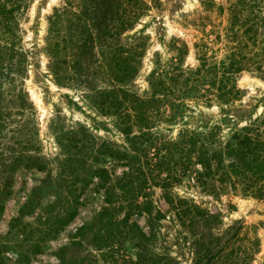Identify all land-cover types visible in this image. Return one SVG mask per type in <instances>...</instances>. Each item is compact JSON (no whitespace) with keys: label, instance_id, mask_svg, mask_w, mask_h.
<instances>
[{"label":"rangeland","instance_id":"1","mask_svg":"<svg viewBox=\"0 0 264 264\" xmlns=\"http://www.w3.org/2000/svg\"><path fill=\"white\" fill-rule=\"evenodd\" d=\"M238 1L0 0V264H59L60 250L77 241L79 228L93 223L105 206L97 173L104 170L113 184L127 171L110 156L97 154L102 144L138 157L144 152L155 164L160 163V142L176 139L181 130L207 131L221 124L220 136L226 139L232 128L264 117V81L244 71L236 82L240 98L230 105L187 101L184 114L169 121L168 112L160 118L156 95L149 108L136 100L137 107L127 110L131 143L119 125V114L130 108L122 91L148 100L150 75H160V65L176 48L186 46L183 68L198 65L196 44L205 43L208 56L220 60L231 28L230 8L240 11L241 20L263 16ZM123 62L133 77L119 83ZM116 98L125 103L120 113L113 106ZM142 114L150 124L141 131ZM224 118L232 119L224 124ZM148 174L138 201L150 203L151 215H134L129 224L148 236L151 221L155 235L147 255L156 264L160 254L171 264H194V237L169 219L160 171ZM172 192L217 216V229H200L206 242L226 233L219 243L223 264L237 258L243 246L250 248L246 264H264V199L240 194L214 199L188 178ZM160 213L165 215L161 229ZM231 227L241 229L226 245ZM86 250L93 264H134L140 253L134 241L110 251L91 244Z\"/></svg>","mask_w":264,"mask_h":264},{"label":"trees","instance_id":"2","mask_svg":"<svg viewBox=\"0 0 264 264\" xmlns=\"http://www.w3.org/2000/svg\"><path fill=\"white\" fill-rule=\"evenodd\" d=\"M237 4L241 8L251 4L253 8H258V13L262 11L263 16L251 19L249 16L241 20L238 13L240 11L230 8L231 28L226 31L224 55L220 60L213 55L208 56L205 43L199 46L196 44L198 65L194 68L189 66L183 68L181 62L186 46L176 48L171 60L165 66L160 65V75L156 77L154 74L150 75L152 95L149 99L140 101L135 95L122 91L130 98V108L128 106L124 109V101L116 98L113 105L116 113H120L122 109L126 111L135 109L137 104L133 102L136 100L148 107L155 102L156 95H160V118L168 112L165 119L175 121V118L182 116L188 109L187 101H201L207 105L213 100L221 105H230L238 101L240 90L236 82L238 75L244 71L254 72L264 81V0H240ZM118 26L124 27L122 24ZM124 62L121 64L123 68H120L122 73L116 76L119 83L133 77L131 68L126 70ZM126 111L119 114L118 119L122 134L131 143L134 137L129 138L131 127L126 122V118L130 119L131 115L128 116ZM144 115L139 117V122L143 121L141 131L148 129L150 124ZM134 118H138L137 113ZM229 119L232 118H224L222 122L226 124L230 122ZM220 131L221 124L214 125L207 131L181 130L176 139L160 142V163L155 164H151L141 150L136 151L130 147L132 151L142 153H138L140 156L138 157L127 149L102 144L96 150L97 154L110 156L121 166L126 167L127 171L113 184H108V176L103 175L104 170H100V174L97 173L99 185L104 189L105 206L93 223L79 228L76 234L77 241L69 248L60 250L59 264H93L86 250L90 244L101 252L110 251L117 244L122 245L128 241H134V246L140 251L134 264H156L147 255L148 244L155 235L151 221L148 236L136 223L129 224L134 215L139 216L143 213L151 215L147 208L150 203L141 204L138 199L148 176L151 175L148 173L153 170L160 171V189L163 192V200L169 207V219L176 221L179 227L194 237L193 244L196 247L194 264H223V257L226 255L224 248L219 247V243L226 233L214 235L206 242L204 231L202 232V229H217V216L172 192L174 186L180 185L183 179L188 178L201 193L214 199L237 194L264 199V117L256 118L245 126L232 128L226 139H222ZM143 158L144 162L141 163L140 160ZM197 166L200 170L195 169ZM121 213L122 218L118 220L116 216ZM74 216L75 211L71 212L66 220L70 221ZM158 218L159 216L156 220H159ZM164 219L165 215L160 213V229L161 221ZM235 228L237 227H231L227 231L229 233L233 230V233L226 239V245L235 241L241 229ZM249 250L247 246L239 248V256L230 260L229 264H246L245 260H248L250 255ZM66 251L72 252V256L65 258L62 254ZM159 264H171V261L166 255L160 254Z\"/></svg>","mask_w":264,"mask_h":264}]
</instances>
